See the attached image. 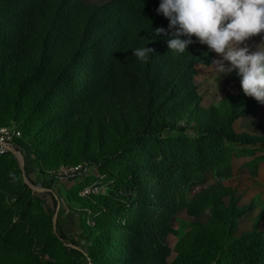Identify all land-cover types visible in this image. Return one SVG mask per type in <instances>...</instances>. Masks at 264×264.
Returning a JSON list of instances; mask_svg holds the SVG:
<instances>
[{"label":"rangeland","instance_id":"rangeland-1","mask_svg":"<svg viewBox=\"0 0 264 264\" xmlns=\"http://www.w3.org/2000/svg\"><path fill=\"white\" fill-rule=\"evenodd\" d=\"M32 33L0 50V129L21 132L23 153L0 158V264H249L264 245V148L225 137L264 138V104L231 122L250 100L235 72L199 66L198 105L173 118L130 115L106 77L96 105L70 119L42 103L53 72L38 71Z\"/></svg>","mask_w":264,"mask_h":264},{"label":"trees","instance_id":"trees-1","mask_svg":"<svg viewBox=\"0 0 264 264\" xmlns=\"http://www.w3.org/2000/svg\"><path fill=\"white\" fill-rule=\"evenodd\" d=\"M158 4L159 0H113L100 7L86 5L84 0H0V50L21 42L19 30L24 39L29 37L24 36L27 31H33L30 36L36 33L43 58L38 71L45 68L44 72H53L42 103L61 108L66 118L96 105L105 90L106 77L113 78L119 90L113 95L122 99L121 107L130 106L125 110H130V115L146 119L182 116L198 105L197 68L210 66L214 52L207 53L206 46L198 43L189 45L183 54L169 52L166 41L170 35H152L156 28H167L168 23L156 14ZM4 23L8 28L2 33ZM144 45L152 50L147 61L132 55L135 48ZM263 104L250 97L231 122L255 115ZM167 129L152 127L146 134L160 136ZM193 130L217 135L208 129ZM225 138L231 143L260 144L264 148V138L246 139L237 134ZM56 228L59 238L64 239L61 227L57 224ZM253 235L246 234L239 242L248 243ZM251 248L249 264H260L264 245L252 244Z\"/></svg>","mask_w":264,"mask_h":264},{"label":"clouds","instance_id":"clouds-1","mask_svg":"<svg viewBox=\"0 0 264 264\" xmlns=\"http://www.w3.org/2000/svg\"><path fill=\"white\" fill-rule=\"evenodd\" d=\"M155 12L168 23L152 35H170L169 52L183 54L193 43L206 46L219 57L210 64L218 77L235 72L242 94L264 103V37L254 51L242 46L264 33V0H159ZM151 54L146 45L132 51L141 61Z\"/></svg>","mask_w":264,"mask_h":264},{"label":"built area","instance_id":"built-area-1","mask_svg":"<svg viewBox=\"0 0 264 264\" xmlns=\"http://www.w3.org/2000/svg\"><path fill=\"white\" fill-rule=\"evenodd\" d=\"M21 137V132L17 129L2 128L0 129V157L9 154L22 158L15 141ZM73 172H80V168L74 169Z\"/></svg>","mask_w":264,"mask_h":264},{"label":"water","instance_id":"water-1","mask_svg":"<svg viewBox=\"0 0 264 264\" xmlns=\"http://www.w3.org/2000/svg\"><path fill=\"white\" fill-rule=\"evenodd\" d=\"M20 160H21V158H19ZM30 185V184H29ZM31 186V185H30ZM53 222H54V225L56 226L57 225V218L55 217L54 218V220H53Z\"/></svg>","mask_w":264,"mask_h":264}]
</instances>
